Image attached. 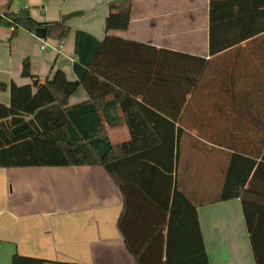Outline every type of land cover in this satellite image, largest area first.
I'll use <instances>...</instances> for the list:
<instances>
[{"label":"crops","instance_id":"crops-1","mask_svg":"<svg viewBox=\"0 0 264 264\" xmlns=\"http://www.w3.org/2000/svg\"><path fill=\"white\" fill-rule=\"evenodd\" d=\"M109 1L0 0V14L27 8L43 26L78 11L68 20L70 30L61 39L40 37L24 27L12 35L11 26H0V103L9 104L12 81L37 83L57 68L67 78L79 79L105 35ZM209 7L210 0H132L128 27L108 32L207 58L199 92L194 97L186 95L198 102L179 114L215 116L200 128L212 133L216 143L198 136L195 127H184L181 188L196 204L209 264H257V259L264 264L262 155L247 184L251 228L240 197L215 199L223 186L230 148L245 146L264 152V119L250 117L264 118V31L210 54ZM24 58L33 77L21 73ZM67 114L71 124L64 138L87 140L98 154L110 143L130 138L125 123L110 124L119 114L115 97H107L97 110L79 86L68 99ZM101 127L107 139L97 135ZM115 169L124 179L139 183L161 205L169 206L173 173L143 159L119 162ZM122 208L121 191L100 164L0 166V264H10L14 252L44 258L43 264H138L118 227ZM189 236L197 243L195 232Z\"/></svg>","mask_w":264,"mask_h":264},{"label":"trees","instance_id":"trees-1","mask_svg":"<svg viewBox=\"0 0 264 264\" xmlns=\"http://www.w3.org/2000/svg\"><path fill=\"white\" fill-rule=\"evenodd\" d=\"M132 0H110L104 20L105 35L83 75L67 78L61 68L51 77L30 83H10L9 104L0 103V166L100 164L112 177L123 197L118 227L124 243L138 264H209L201 237L196 204L181 188V137L184 127H195L198 136L216 143L214 135L200 128L215 116L180 113L199 92L207 58L182 51L157 48L110 34L129 25ZM78 11L63 14L44 24V36L61 39L70 30L68 20ZM39 23L27 8L0 14V26L35 31ZM222 29L224 32L219 33ZM264 31V1L210 0L209 52L214 54ZM21 73L33 77L28 58ZM82 86L88 100L100 110L107 97L118 101L119 114L111 125L125 123L130 138L110 143L98 154L87 140H67L63 133L71 124L68 99ZM167 112V113H164ZM248 116H240L246 119ZM256 121L263 116H250ZM97 135L107 139L104 127ZM230 153L220 194L215 199L240 197L245 221L251 228L248 181L255 173L259 148L240 146ZM143 159L174 174L168 207L161 205L134 180L124 179L115 169L122 161ZM195 232V239L190 232ZM44 258L14 252L10 264H43ZM257 264H263L257 259Z\"/></svg>","mask_w":264,"mask_h":264},{"label":"water","instance_id":"water-1","mask_svg":"<svg viewBox=\"0 0 264 264\" xmlns=\"http://www.w3.org/2000/svg\"><path fill=\"white\" fill-rule=\"evenodd\" d=\"M44 33H45V27L42 24H39L38 27L35 30V34L37 36L42 37V36H44ZM32 84H36V81L33 80Z\"/></svg>","mask_w":264,"mask_h":264},{"label":"built area","instance_id":"built-area-1","mask_svg":"<svg viewBox=\"0 0 264 264\" xmlns=\"http://www.w3.org/2000/svg\"><path fill=\"white\" fill-rule=\"evenodd\" d=\"M59 47V46H58Z\"/></svg>","mask_w":264,"mask_h":264}]
</instances>
